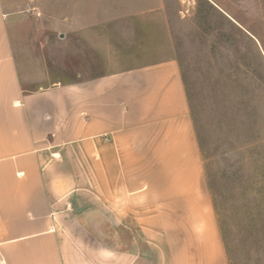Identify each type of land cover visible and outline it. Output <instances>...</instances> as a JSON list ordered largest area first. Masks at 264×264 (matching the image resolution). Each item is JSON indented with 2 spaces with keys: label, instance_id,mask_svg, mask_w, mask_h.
Returning a JSON list of instances; mask_svg holds the SVG:
<instances>
[{
  "label": "crops",
  "instance_id": "crops-1",
  "mask_svg": "<svg viewBox=\"0 0 264 264\" xmlns=\"http://www.w3.org/2000/svg\"><path fill=\"white\" fill-rule=\"evenodd\" d=\"M19 1L0 0V264H227L177 61L28 91ZM172 2L73 0L67 31L106 59L93 10L162 28Z\"/></svg>",
  "mask_w": 264,
  "mask_h": 264
},
{
  "label": "rangeland",
  "instance_id": "rangeland-1",
  "mask_svg": "<svg viewBox=\"0 0 264 264\" xmlns=\"http://www.w3.org/2000/svg\"><path fill=\"white\" fill-rule=\"evenodd\" d=\"M19 3L25 8L15 41L28 91L90 68L177 61L226 262L264 264V0H178L162 28L153 18L140 22L98 7L91 12L95 28L108 31L94 41L106 59L67 31L73 0L66 1V27L58 0Z\"/></svg>",
  "mask_w": 264,
  "mask_h": 264
}]
</instances>
